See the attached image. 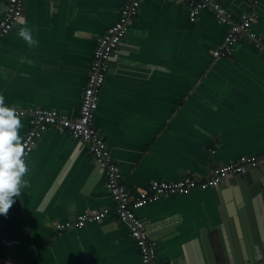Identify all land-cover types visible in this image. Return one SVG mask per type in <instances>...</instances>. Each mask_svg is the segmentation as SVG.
Returning a JSON list of instances; mask_svg holds the SVG:
<instances>
[{
	"label": "crops",
	"instance_id": "0c3cea01",
	"mask_svg": "<svg viewBox=\"0 0 264 264\" xmlns=\"http://www.w3.org/2000/svg\"><path fill=\"white\" fill-rule=\"evenodd\" d=\"M218 1L237 16L255 15L252 31L264 44V0ZM7 2L0 0V21ZM125 2L25 0L27 24L16 25L0 48L4 106L78 118L97 43ZM21 27L31 29L38 46L19 37ZM226 33L209 10L192 22L184 0L143 1L112 56L95 118L133 193L153 180L205 179L213 168L264 155V50L246 36L231 57L215 59ZM19 118L23 140L31 122ZM26 167L28 187L0 215V264H141L105 176H94L95 159L78 140L50 127ZM220 187L159 197L138 210L160 262L196 253L202 264H236ZM103 208L110 213L101 223L55 230Z\"/></svg>",
	"mask_w": 264,
	"mask_h": 264
},
{
	"label": "built area",
	"instance_id": "2783aa9c",
	"mask_svg": "<svg viewBox=\"0 0 264 264\" xmlns=\"http://www.w3.org/2000/svg\"><path fill=\"white\" fill-rule=\"evenodd\" d=\"M144 0H126L118 21L108 28L98 41L84 89L78 118L70 119L56 110L15 109L19 117L30 119V128L23 137L25 155L21 160L28 162L38 140L50 128L66 132L75 140L83 142L85 148L98 163L106 179L119 223L128 229L139 253L141 264H163L158 259L157 244L150 234L148 225L137 215L138 210L151 204L159 197L188 194L195 190L205 191L217 187L230 175H244L250 169L264 166V155L258 157L243 156L229 164L213 168L205 179L186 176L174 182L153 180L145 190L133 193L123 179L121 169L112 157L111 151L96 128L95 118L100 103V94L111 69V58L127 36L131 25L138 16ZM190 9L191 21L195 22L202 10L211 11L216 20L227 27L224 42L213 50L215 59L229 58L239 39L248 36L256 47L264 50V44L252 31L256 16L252 13L235 15L223 7L218 0H184ZM25 0H8L5 13L0 21V48L4 39L24 18ZM6 107V106H5ZM9 108V107H8ZM110 209L87 210L73 221L57 223L58 234L81 230L89 223H101L109 215ZM257 264H264V257Z\"/></svg>",
	"mask_w": 264,
	"mask_h": 264
},
{
	"label": "water",
	"instance_id": "95a60500",
	"mask_svg": "<svg viewBox=\"0 0 264 264\" xmlns=\"http://www.w3.org/2000/svg\"><path fill=\"white\" fill-rule=\"evenodd\" d=\"M119 50L121 45L114 53ZM113 59L112 57L111 63ZM80 146L85 148L81 141ZM95 164L94 176L99 177L102 171L96 161ZM93 183L91 179L90 187ZM220 186L227 215L225 228L229 232L235 262L257 264L264 257V166L250 169L244 175H230L223 179ZM176 264L202 262L196 253H190L178 259Z\"/></svg>",
	"mask_w": 264,
	"mask_h": 264
},
{
	"label": "clouds",
	"instance_id": "9594fccd",
	"mask_svg": "<svg viewBox=\"0 0 264 264\" xmlns=\"http://www.w3.org/2000/svg\"><path fill=\"white\" fill-rule=\"evenodd\" d=\"M19 23L26 25L27 21L21 18ZM18 35L29 47L38 46L30 28L21 27ZM21 127L15 109L5 107L4 97L0 95V215L5 217L16 202V197L22 194V189L28 187V181L22 179L28 168L21 160L25 155V146L18 135Z\"/></svg>",
	"mask_w": 264,
	"mask_h": 264
}]
</instances>
